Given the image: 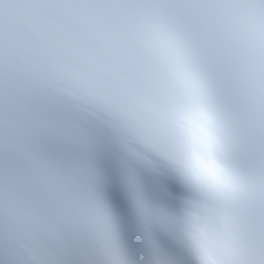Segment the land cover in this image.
Segmentation results:
<instances>
[{"label":"snow or ice","instance_id":"obj_1","mask_svg":"<svg viewBox=\"0 0 264 264\" xmlns=\"http://www.w3.org/2000/svg\"><path fill=\"white\" fill-rule=\"evenodd\" d=\"M0 264H264V0H0Z\"/></svg>","mask_w":264,"mask_h":264}]
</instances>
